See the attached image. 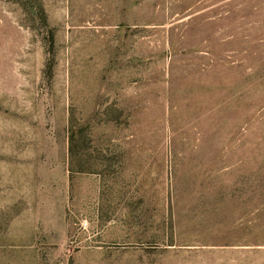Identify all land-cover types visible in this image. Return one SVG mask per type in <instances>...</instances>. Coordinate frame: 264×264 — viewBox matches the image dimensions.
I'll return each mask as SVG.
<instances>
[{
  "label": "rangeland",
  "instance_id": "rangeland-1",
  "mask_svg": "<svg viewBox=\"0 0 264 264\" xmlns=\"http://www.w3.org/2000/svg\"><path fill=\"white\" fill-rule=\"evenodd\" d=\"M0 264H264V0H0Z\"/></svg>",
  "mask_w": 264,
  "mask_h": 264
}]
</instances>
